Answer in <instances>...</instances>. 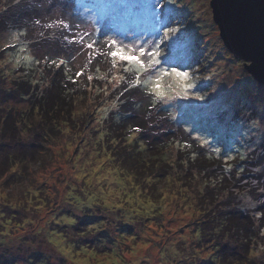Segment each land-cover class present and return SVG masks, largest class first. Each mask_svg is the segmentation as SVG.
<instances>
[{"label":"rangeland","instance_id":"1","mask_svg":"<svg viewBox=\"0 0 264 264\" xmlns=\"http://www.w3.org/2000/svg\"><path fill=\"white\" fill-rule=\"evenodd\" d=\"M73 3L75 15L85 23V27L70 32L71 49L77 43L75 38L85 31L94 35L96 40L118 36L125 43H129L134 34L144 33L151 37L161 21L166 26L186 31L191 52L189 62L196 70L197 87L194 92L205 99H176L169 105H163L176 116L173 122L191 129L189 134L193 138L201 135L208 139L210 146L205 148L225 161L229 155L235 157L230 162L243 160L264 143V86L250 80L245 63L235 59L223 45L213 20L210 0H182L178 5L171 4L169 0H73ZM67 8L70 10L69 6ZM176 20L180 23H175ZM50 22L48 19V24ZM126 36L129 39H125ZM2 47L0 44V50ZM41 48H37L36 55ZM19 52L15 62L21 60L22 52ZM87 52H82L81 60ZM167 52L165 47V55ZM183 55V47L178 48L179 58ZM8 56L7 52L0 54V114L12 113L19 121L25 119L31 109L30 100L21 99L19 91L22 92V87L13 90L15 83L22 82L20 78L23 77L44 80L50 73L42 72L41 68L40 76L28 75ZM120 72L124 74L123 69ZM91 84L92 89L87 85L88 90L85 91L81 86L77 92L67 95L59 123L52 125L48 121L40 125L32 115L29 128L24 125L26 121L29 124L28 119L18 128L19 141L15 144L6 141L4 147L21 153V164L12 169L11 162L4 157L6 150L1 151L0 264H76L77 260L87 264H108L109 260L112 264H198L199 257L204 254L197 256L190 245L194 240V223L198 216L195 201L198 189L194 185L180 183L179 176L185 170L172 178L150 184L149 193L161 200L157 201L158 211L164 213L154 219V204L141 198L130 178L124 179L109 172L106 168H111L112 164L105 163L106 159L103 161L106 167L102 169L97 159L96 135L103 131V127L109 126L120 101H116L117 107L108 108L107 114H102L101 109L116 100L119 91L110 89L105 96L103 92H96L97 88L105 87V81L92 80ZM167 85L181 90L174 81H167ZM38 86L36 91L41 90ZM11 91H18V94ZM232 112V115L243 113L236 116L238 119L243 116L242 121L232 123ZM246 113L250 117L254 113L256 115L251 119ZM159 121L165 120L161 118ZM98 127L102 128L100 132L96 131ZM155 128L153 124L148 126L147 133L151 136ZM163 129L160 127L159 133ZM217 147L221 149L220 154L213 151ZM166 149L168 157L174 158L171 152L176 157L173 145ZM241 180L234 182V192L252 185L251 179ZM78 194L92 195L91 199L116 200L115 204L126 209L125 228L118 230L119 225L110 226L108 231L99 219V209L94 207L87 211L64 210L68 207L67 202L73 201L72 196ZM257 200L264 207V194ZM246 204L255 208L257 203L247 201ZM64 218L75 223L66 222ZM142 223L150 227L144 228H147L145 233L141 229ZM102 233L112 238L108 241L100 239ZM183 237L186 242L180 241ZM69 247L72 253L65 255L61 249ZM84 249L88 252L85 253ZM254 260V264H264V257Z\"/></svg>","mask_w":264,"mask_h":264},{"label":"trees","instance_id":"2","mask_svg":"<svg viewBox=\"0 0 264 264\" xmlns=\"http://www.w3.org/2000/svg\"><path fill=\"white\" fill-rule=\"evenodd\" d=\"M48 19L51 20L49 24ZM61 20L69 27H62L59 24ZM36 21L39 23L37 24ZM84 24L75 15L73 0H0V41H3L0 43L3 46L0 54L7 52L8 58L11 56L10 61L15 62L17 54L21 51V60H18L17 68L33 77L40 76L41 68L42 72L49 71L50 73V76L48 75L44 80L23 77L20 78L22 82L15 83L13 90L22 87V92L19 91L21 99L30 100L31 111L25 119L16 121L12 113H7L5 116L0 114V145H2L0 154H2L1 151L6 150L4 157L8 158L6 161L11 162L12 169L21 164V153L13 152L9 149L11 147L4 146L7 143L15 144L19 141L17 134L21 123L28 119L29 124L26 121L24 125L29 128L32 125L29 117L32 115L36 116V121L40 125L47 124L48 121H51L52 125L59 123L60 112L67 104V95L74 91L77 92L81 86H84L85 91L88 90L87 85L92 89L93 85L87 79V75H92L94 81H99L100 74L107 72L111 67L109 62L111 58L98 54L96 60L85 69L83 65L87 61V53L91 50L79 42L71 49L70 32L77 28H84ZM46 25L53 26L46 27ZM17 35L19 43L12 39ZM85 40L87 41V37ZM101 40L103 41V38L96 40L97 46L102 43ZM39 46H42L41 52H37L38 55H36ZM76 47L77 50H75ZM86 50L88 52L84 53L85 58L81 60V54ZM29 56L32 57L31 62L24 59ZM52 59H64L66 66L49 67L48 63ZM37 60L40 63H36ZM78 70L85 74L77 77ZM69 75L73 76L72 80L68 79ZM250 80L254 79L251 77ZM36 86L41 90L36 91ZM120 87L122 88L123 85ZM31 91H34L33 94ZM117 91H120V88H117ZM6 92L9 93V90L7 89ZM13 92L18 94V91H11ZM125 97H121L123 102H120L117 112L114 111L109 126L103 129L96 128L99 132L103 130L96 135L97 159L101 162V166L98 164L97 166L104 169L105 163L110 162L111 168H106L109 172L112 171L111 173L118 174L124 179L130 178L138 188L141 198L154 204V219H158V216L162 217L164 213L161 210L158 211L160 206L157 201L161 200L149 193L151 190L149 185L159 182L160 179L172 178L176 173H182L185 170V173L179 176L180 183L185 186L194 185L198 189L195 196L198 216L194 223V238H192L194 240L190 244L192 249L199 252V255L204 254L199 257L198 264H246L247 259L252 258L253 251L264 248V216L261 215L264 207L261 206V201L257 200L264 194V143L250 152L243 160L229 162L232 163L231 167H226L224 159L215 156L205 147H198V142L193 143V139H188L191 135L185 132V128L176 125L169 117L167 110H160L162 107L165 108L164 106L145 110L147 101L136 89H130L128 93H125ZM232 114L233 112L231 113L232 123L242 121L243 116L240 119L236 116L237 114L238 116L243 115V113ZM245 115L252 119L256 113L251 117L248 113ZM161 118L165 121H159ZM150 119L151 123H148ZM152 124L156 128L150 136L147 131L148 126ZM165 124L167 128L163 129ZM160 127L163 131L159 133ZM129 128L141 129V132L135 134L131 143L128 142V136L132 135ZM153 133H155L154 136H152ZM174 140H179L181 143H193V149L185 151L182 148H176V157L171 152L174 158H170L166 148L172 146ZM141 144L144 145L143 150H141ZM193 151L198 157L196 161L191 160ZM104 159H106L105 163ZM240 179L242 182L251 179L252 185L245 188L246 190L234 192L232 186L236 187L234 182ZM90 196L92 195H74L71 198L73 201L67 202L68 207L63 209L87 211L94 207L99 209V219L103 221V225L107 226L108 231H110V226L119 225L118 230L125 228L126 209L124 206L115 204L114 199H91ZM247 201L257 203L256 207L250 208L249 204H246ZM63 220L70 223V220L66 218ZM140 225L143 233L147 228L150 229L146 223ZM145 227L147 228L144 229ZM101 238L108 241L112 236H105V233H102ZM180 241L186 242V239L183 237Z\"/></svg>","mask_w":264,"mask_h":264},{"label":"snow or ice","instance_id":"3","mask_svg":"<svg viewBox=\"0 0 264 264\" xmlns=\"http://www.w3.org/2000/svg\"><path fill=\"white\" fill-rule=\"evenodd\" d=\"M169 2L173 5L182 4V0H169ZM36 23L38 24L39 21H36ZM175 23H180V21L176 20ZM59 24L64 28L69 27L63 20L59 21ZM52 26L46 25V27ZM187 35V32H182L180 27L166 26L163 21L160 22L159 27L155 29L151 37L144 33L134 34L130 38L129 43H125V40L119 39L118 36H108L97 46L94 35L89 34L87 31L79 34L75 38L76 42L85 44L87 49L91 50L87 53V61L83 65L85 69L96 60L98 54L106 58H111L109 61L111 67L107 72L99 76L100 80L106 82L105 87L97 88L96 92H103L107 96L110 89L120 88L116 100L101 109V113L107 114L108 108L117 107L116 101L123 102L121 101V97H125V93H128L130 89H136L145 97L147 101L145 110L147 108L158 109L160 106L171 104L176 99L204 100L205 97L203 95L194 92L197 87L195 83L196 70L189 62L191 52L186 39ZM85 37H87V41ZM12 39L17 43L20 42L18 35ZM125 39H129V37L126 36ZM69 42L72 43L73 41ZM165 47L168 49L166 55L164 53ZM180 47L184 49L183 58H179L178 56V48ZM24 59L29 62L32 61L31 56L25 57ZM36 63H40V61L37 60ZM48 66L60 68L61 66H66V61L64 59H52L48 63ZM120 69H123L125 74L130 75L121 74ZM188 69H192V71ZM84 74V72L79 70L76 72L77 77ZM93 78L92 75H87L89 81H92ZM68 79L72 80L73 76L69 75ZM167 81H174L175 84L179 85L181 90L177 91L170 88L167 85ZM121 85H123L122 88L120 87ZM169 117L171 119L176 118L173 113H169ZM191 131L189 128L185 129L186 133H190ZM129 132L132 133V135L128 136V142L131 143L135 134L141 132V129L129 128ZM188 139H193V143L198 142L197 146L201 148L210 146V141L201 135H196L194 138L189 136ZM193 143H181L179 140H174L172 145L177 149L182 148L185 151H189L193 149ZM143 147L144 145L141 144V150H143ZM213 151L217 154L221 153V149L218 147L213 149ZM197 158L195 152H191V160L196 161ZM240 158L243 159V156ZM234 159L235 157L229 155L225 162L226 167H231L229 162ZM250 206L252 207L254 205ZM261 215L264 216V212H261ZM70 223H75V221H70ZM61 251L65 255H69L72 253V248L69 247L66 250L61 249ZM84 252L87 253L88 250L84 249ZM89 255H95V253H89ZM252 255L256 256V253L253 252ZM76 264H87V262L77 260ZM108 264H112V261L109 260Z\"/></svg>","mask_w":264,"mask_h":264},{"label":"water","instance_id":"4","mask_svg":"<svg viewBox=\"0 0 264 264\" xmlns=\"http://www.w3.org/2000/svg\"><path fill=\"white\" fill-rule=\"evenodd\" d=\"M210 7L225 48L264 86V0H210Z\"/></svg>","mask_w":264,"mask_h":264},{"label":"clouds","instance_id":"5","mask_svg":"<svg viewBox=\"0 0 264 264\" xmlns=\"http://www.w3.org/2000/svg\"><path fill=\"white\" fill-rule=\"evenodd\" d=\"M160 110L166 111L167 108H163L162 107ZM225 195H226V193H225ZM221 198H223V197H221ZM253 252L256 253V256H253L252 255ZM253 252L251 253V257L252 258L247 259L246 264H253V261H254L255 258H257V257H264V248H260L259 250H256V251H253ZM196 255H199V252H197Z\"/></svg>","mask_w":264,"mask_h":264}]
</instances>
